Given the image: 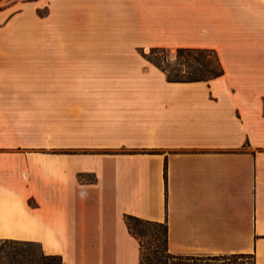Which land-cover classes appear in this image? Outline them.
I'll list each match as a JSON object with an SVG mask.
<instances>
[{"label": "crops", "instance_id": "1", "mask_svg": "<svg viewBox=\"0 0 264 264\" xmlns=\"http://www.w3.org/2000/svg\"><path fill=\"white\" fill-rule=\"evenodd\" d=\"M31 1L47 37L0 36V241L140 264L133 217L170 255L264 264V0ZM156 48L214 50L223 75L169 82Z\"/></svg>", "mask_w": 264, "mask_h": 264}, {"label": "rangeland", "instance_id": "2", "mask_svg": "<svg viewBox=\"0 0 264 264\" xmlns=\"http://www.w3.org/2000/svg\"><path fill=\"white\" fill-rule=\"evenodd\" d=\"M11 1L0 0V36L18 34L25 41L23 43L7 45L6 51H33L36 43H32V37L38 36L43 37V39L47 37L46 28L43 29V26H41L43 22L47 21L49 14L46 2H44L45 5L35 8L31 4V0H24L21 5L15 0ZM19 9H22V11L20 12ZM38 22L41 28L37 27ZM42 43H40L39 50L47 51L46 46L48 44ZM148 53L149 62L164 71L170 79L188 80L206 77L207 74L198 68L192 57L198 60L204 59L206 62L215 65V56L211 54L207 56L183 54L179 59L177 58L176 50L167 48L150 49ZM128 225L130 232L139 241L141 247V264H253V258L251 256L170 255L166 252L164 246L163 225H155L137 220H128ZM6 255L9 257L16 256L20 261L19 264H60L57 258H43L38 246L35 244H16L3 240L0 242V264H7V261L4 259Z\"/></svg>", "mask_w": 264, "mask_h": 264}, {"label": "trees", "instance_id": "3", "mask_svg": "<svg viewBox=\"0 0 264 264\" xmlns=\"http://www.w3.org/2000/svg\"><path fill=\"white\" fill-rule=\"evenodd\" d=\"M176 54H177V58H181L183 54H195V55H199V56H202V55H214L215 56V65L209 63V62H206L204 59H193V61L197 64L198 68L207 74L206 77H203V78H193V79H188V80H178V79H170L168 78L167 76V79L169 82H197V81H209V80H212V79H216L220 76L223 75V68H222V65L220 63V60L219 58L217 57V54L215 53L214 50H207V49H177L176 50ZM128 220H137V221H141V222H146V223H151V224H155V225H163L164 227V246H165V225L164 224H158V223H152V222H147V221H142L140 219H135L133 217H127L126 218V225H127V228L130 232V229H129V225H128ZM131 233V232H130ZM132 234V233H131ZM133 235V234H132ZM134 236V235H133ZM135 237V236H134ZM136 238V237H135ZM6 242H9V243H16V244H19L20 242H15V241H8V240H4ZM1 242V241H0ZM24 244H32V243H24ZM39 248V247H38ZM141 248V247H140ZM40 250V249H39ZM166 250V249H165ZM41 252V251H40ZM41 256L43 258H46V259H55L57 258L59 261H60V264H61V259L59 257H46V256H43V254L41 253ZM242 256V255H240ZM4 259L7 261V264H13V263H17L19 264V260L16 258V256H12V257H9L8 255H6L4 257ZM140 264H141V261H140Z\"/></svg>", "mask_w": 264, "mask_h": 264}]
</instances>
